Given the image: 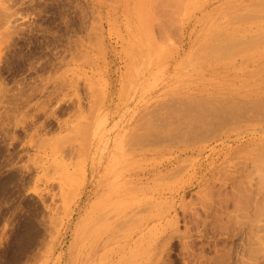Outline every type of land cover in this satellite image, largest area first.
Wrapping results in <instances>:
<instances>
[{"label":"rangeland","instance_id":"374dc122","mask_svg":"<svg viewBox=\"0 0 264 264\" xmlns=\"http://www.w3.org/2000/svg\"><path fill=\"white\" fill-rule=\"evenodd\" d=\"M261 111L264 0H0V264H264Z\"/></svg>","mask_w":264,"mask_h":264},{"label":"bare ground","instance_id":"6f19581e","mask_svg":"<svg viewBox=\"0 0 264 264\" xmlns=\"http://www.w3.org/2000/svg\"><path fill=\"white\" fill-rule=\"evenodd\" d=\"M108 86H109V85H108ZM212 97H213V96H212ZM198 98H199V97H198ZM202 98H204V97H202ZM209 98H210V97H209ZM190 99H191V98H190ZM194 99H195V98H194ZM205 99H207V97H205ZM242 99H243V98H242ZM253 99H256V98H253ZM188 100H189V99H188ZM210 100H211V99H210ZM213 100H214V99H213ZM244 100H246L245 102H247V99H244ZM257 100H258V99H257ZM261 100H262V98H261ZM190 101H191V103H190V104H187V105H190V107H193L194 104H192V100H190ZM199 101H200V100H199ZM224 101H225V100H224ZM233 101H234V100H233ZM238 101H239V100H238ZM240 101H241V100H240ZM253 101H254V100H253ZM169 102H171V101H169ZM180 102H181V101H180ZM180 102H177V103H180ZM186 102H187V101H186ZM186 102H184V103H186ZM210 102H211V101H210ZM222 102H223V101H222ZM234 102H235V101H234ZM245 102H244V103H245ZM261 102H263V100H262ZM184 103H183V104H184ZM211 103H212V102H211ZM223 103H224V102H223ZM231 103H232V102H231ZM183 104H182V102H181L180 105H183ZM191 104H192V106H191ZM212 104H213V103H212ZM214 104H217V103H214ZM224 104H226V103H224ZM233 104H234V103H233ZM241 104H242V102L240 103V105H241ZM165 105H166V104H165ZM167 105L169 106V104H167ZM167 105H166V106H167ZM185 105H186V104H185ZM220 105H221V104H218L217 107H219ZM228 105H229V104H228ZM234 105H235V104H234ZM77 106H78V108H80V100H79V99H78ZM170 106H171V105H170ZM199 106H200V105H199ZM199 106H198V107H199ZM202 106H203V105H202ZM231 106H232V105H231ZM254 106H255V105H254ZM254 106H251V108L253 107V108L251 109V111L254 109ZM204 107H205V105H204L202 108H204ZM207 107H208V105L205 107V110L202 109V108H200V107H199V109H202V110H204L205 112H208L209 110L212 111V112L209 111L210 113L208 112L209 115H208V114L205 115L206 118L208 117V119L204 120V119H203L204 116L198 118V115H197V119H196V118H195V119H196L197 121H200V122H205L206 125H202V126L205 127V128H206V126H207L208 124L210 125V127H212V126H217V127L214 128L215 130H214L213 132H215V133H216V132H220L219 129H221L222 127H225V125H226L225 123H226V121L228 120V119H227V118H228V117H227V114H230L228 110H230L231 108L229 109V107H228V109H227L228 113L225 114V112H227L226 109H225V111L222 113V111L219 109L220 107H219V108L215 107V108H217V109L214 108L216 111H213L214 109H210L209 107H208V109H209V110H208ZM222 107H223V106L221 105V109H222ZM226 107H227V104H226ZM238 107H239V106H238ZM247 107H248V106H247ZM171 108H172V107H171ZM196 108H197V107H196ZM235 108H236V107H235ZM249 108H250V107H249ZM249 108H248V109H249ZM197 109H198V108H197ZM240 109H241V108H240ZM248 109H246V110H248ZM217 110H218V111H217ZM244 110H245V109H244ZM249 110H250V109H249ZM257 110H259V109L257 108ZM257 110H256V111H257ZM200 111H201V110H200ZM204 111H201V113H203V115L205 114ZM231 111H234V110L232 109ZM241 111H242V110H241ZM241 111H240V112H241ZM256 111H254V112L257 113ZM198 112H199V111H198ZM234 112L240 113L238 109H236V111H234ZM243 112H244V111H243ZM247 112H248V111H247ZM254 112H252V113H254ZM199 113H200V112H199ZM241 113H242V112H241ZM241 113H240V114H241ZM245 113H246V112H245ZM259 113H260V112H259ZM261 113H262V111H261ZM220 114H221V115H220ZM222 114H225L226 117H225L224 115L222 116ZM232 114H233V113H232ZM235 114H236V113H234V115H235ZM243 114H244V113H243ZM243 114H242V115H243ZM262 114H264V113H262ZM190 115H191V114H190ZM192 115H193V114H192ZM200 115H201V114H200ZM236 115H237V114H236ZM255 115H258V114H255ZM255 115H253V116H254V119H255ZM219 116H220L221 118H220ZM230 116H231V115H229V117H230ZM237 116H239V115H237ZM246 116H247V114L245 115V117H246ZM248 116L251 117V115H248ZM191 117H192V116H191ZM195 117H196V116H195ZM240 117H241V116H240ZM184 118H185V117H184ZM211 118H213V119H211ZM214 118H215V119H214ZM236 118H237V117H236ZM238 118H239V117H238ZM238 118H237V119H238ZM241 118H242V117H241ZM241 118H240V119H241ZM258 118H259V117H258ZM261 118H262V117H261ZM192 119H193V118H192ZM198 119H199V120H198ZM229 119H230V118H229ZM243 119H244V118H243ZM246 119H248V118H246ZM256 120H257V119H256ZM178 121H179V120H178ZM183 121H184V122H182V123L185 124V120H184V119H183ZM188 121H189V120L187 119V122H188ZM192 121H193V120H192ZM194 121H195V120H194ZM194 121L192 122V124L190 123V128H192V127H193V128H196V127H194V126L196 125V124H195L196 122H194ZM229 121H230V124H233V123H236V124H237V122H235V121H233V123H232V119H230ZM229 121H227L228 124H229ZM237 121H238V120H237ZM247 121H248V120H247ZM179 122H180V121H179ZM211 122H212V123H211ZM238 122H239V121H238ZM253 122H254V121H253ZM188 123H189V122H188ZM193 123H194V124H193ZM197 123H198V122H197ZM186 124H187V123H186ZM198 124H200V123H198ZM202 124H204V123H202ZM224 124H225V125H224ZM248 124H249V123H248ZM192 125H194V126H192ZM200 125H201V124H200ZM200 125H199V127L201 128L202 126H200ZM211 125H212V126H211ZM222 125H223V126H222ZM191 126H192V127H191ZM218 126H219V127H218ZM227 126H228V125H226V127H227ZM197 127H198V126H197ZM199 127H198L197 129H195V130H197L196 132H195V131H194V132H190V137H191V138H190V139H191L190 142H194V141H196V140H199L200 138H201V139H202V138L204 139L205 137H206L205 140L210 139V137L207 138L206 135H210V136H212V134H213V136H215V137H216V136H219V133H216V134H215V133H213V132H209V133H210V134H209V133H207L208 130L206 131L205 129H204V130H205L206 132H205V131L202 132V131L200 130ZM210 127L208 126L207 128H210ZM193 128H192V129H193ZM259 128H260V127H259ZM262 128H263V127H262ZM198 129H199L200 131H199ZM202 129H203V128H202ZM210 129H211V128H210ZM223 129H224V128H223ZM223 129H221L222 133H223ZM235 129H236V128H235ZM181 130H182V129H181ZM193 130H194V129H193ZM218 130H219V131H218ZM226 130H227V129H226ZM224 131H225V130H224ZM226 132H227V131H226ZM206 133H207V134H206ZM224 133H225V132H224ZM176 134H178V133H176ZM217 134H218V135H217ZM220 134H221V133H220ZM263 134H264V133H263ZM223 135H224V134H223ZM185 136H186V135H185ZM179 138H180V137H179ZM194 138H195V139H194ZM192 139H193V140H192ZM262 142H263V141H262ZM251 144H252V142H251ZM246 150H247V149H246ZM199 152H200V151H199ZM259 156H260V154H259ZM261 156H264V155H261ZM251 160H252V159H251ZM261 162H262V161H261ZM262 164H263V163H262ZM242 169H243V168H242ZM260 169H261V168H260ZM255 173H256V171H255ZM252 174H253V173H252ZM241 176H243V175H241ZM243 179H244V177H243ZM250 179H251V177H250ZM242 181H243V180H242ZM261 181L264 183V175H261ZM261 181H259V182H261ZM243 182H244V181H243ZM243 182H242V183H243ZM251 182H252V181H251ZM257 182H258V181H257ZM239 183H240V182H239ZM239 183H238V184H239ZM244 183H245V182H244ZM254 183H255V182H254ZM260 184H261V183H260ZM247 185H248V184H246V186H247ZM249 185H250V183H249ZM241 186H242V184H241ZM241 186H240V188H241ZM242 187L244 188L245 186H242ZM248 187H249V186H248ZM261 187H262V192H263V191H264V190H263V186H261ZM240 188H239V189H240ZM241 189H242V188H241ZM247 189H248V188H247ZM252 189H253V188H252ZM252 189H251V190L248 189V190H249V191H248V197H247V198L245 197L246 199H245V198H240V197H239L240 195L238 196V195L236 194V196L239 197V198L237 199V202H236V203L234 202V203H235V204H234L235 209H239V208H240V209H243L244 212H245V211H247V213H248V211L250 212V215H249V213H248V214L245 213V216H246V214H247V216L249 215V218H251V210L253 211V209L248 210L249 207H252V206H250V204H252V202H253V205H254L255 208H258V207H257L258 204H260V203L263 204V202L260 201V200H261L260 198H261L262 196H261L260 198L258 197V200L260 199V200L258 201L257 198L255 199V198H253V197L251 196L252 193L249 194V192H253ZM260 189H261V188H260ZM243 190H244V189H242L241 191H243ZM255 190H256V189H255ZM238 191H239V190H238ZM241 191H240V192H241ZM244 191H245V190H244ZM256 191H257V190H256ZM254 193H255V192H254ZM258 193H261V192H259V189H258ZM226 194H227V193H226ZM232 194H233V193H232ZM238 194H239V193H238ZM245 194H246V193H245ZM245 194H241V195H244V196H245ZM234 195H235V194H234ZM249 195H250V196H249ZM253 195H254V194H253ZM255 196H256V195H255ZM231 197H232V196H231ZM256 197H257V196H256ZM263 197H264V194H263ZM224 198H225L226 200H228L230 197H228V199H227L226 197H224ZM224 198H222V199H224ZM226 200H225V201H226ZM238 200L241 201L242 203L239 202ZM225 201H224V203H225ZM262 201H263V199H262ZM257 202H258V203H257ZM259 202H260V203H259ZM224 203H223V205H224ZM226 204H227V203H225V207H224V208L228 207ZM256 204H257V206H255ZM262 204H261V205H262ZM245 206H246V209H244ZM262 207H264V204H263ZM235 209H234V210H235ZM262 210H263V209H262ZM262 210H261V213H262ZM254 211H256V210H254ZM254 211H253V212H254ZM259 211H260V208H259ZM253 212H252V213H253ZM256 212H258V210H257ZM256 212L253 213V216H254V217H255V215H256ZM263 212H264V211H263ZM239 214H241V212H240ZM243 214H244V213H242V215H243ZM254 214H255V215H254ZM258 215H259V214H258ZM258 215H257V216H258ZM260 215H262V214H260ZM260 215H259V217H260ZM239 216H240V215H239ZM239 216H237V217H239ZM245 218H247V217H245ZM255 218H256V217H255ZM235 219L237 220L236 216H235ZM245 220H246V219H245ZM124 221H125V220H124ZM248 221H250V220H248ZM256 221H257V220H256ZM126 222H127V221H126ZM236 222H237V221H236ZM242 222H243V221H242ZM244 223H245V222H244ZM248 223H250V222H248ZM246 224H247V223H246ZM122 225H123V224H122ZM250 225H252V224H250ZM117 226H118V224H117ZM245 226H246V225H245ZM248 226H249V225H248ZM118 227H119V226H118ZM252 227H253V226H252ZM250 229L253 230V228H251V227H250ZM242 231H244V229H243ZM246 231L248 232V230H246ZM239 232H240V230H239ZM239 232H237V234H238ZM245 233H246V232H245ZM245 233H244V234H245ZM184 234H185V233H184ZM191 234H192V232H191ZM248 235H249V233H248ZM112 236H113V235H112ZM242 236H243V235H242ZM242 236H241V235H240V236H235V238H234V240H233V242H234V248H233V249H234V250H235V248H237L238 246H242V244H244V243H243V240H244L243 237H244V236H243V237H242ZM113 237H114V236H113ZM249 237H250V236H248V239H251V238H249ZM246 238H247V237H246ZM246 241H247V240H246ZM248 241H251V240H248ZM248 241H247L246 243H248ZM244 242H245V241H244ZM250 243H251V242H250ZM252 244H253V243H252ZM248 245H249V243H248ZM254 245H255V244H254ZM254 245H253V246H254ZM253 246H251V247L253 248ZM246 247H248V246H246ZM249 247H250V246H249ZM254 247H255V246H254ZM252 248H251V250H252ZM240 249H241V248H240ZM240 249H239V250H240ZM242 249H244L243 246H242ZM242 249H241L240 251H242ZM246 249H247V248H246ZM248 249H249V248H248ZM234 250H233V251H234ZM236 252H237V249H236ZM248 252H249V251H248ZM235 254H236V253H235ZM239 254H240V253H239ZM225 255H226V254H225ZM236 255H237V254H236ZM249 255H251V254L248 253V256H249ZM252 255H253V253H252ZM254 255H255V254H254ZM234 257H235V256H234ZM237 257H238V256H236L234 259H233V257H227V258H228V261H227L226 264H241L242 261L240 262V261H239L240 259L238 260ZM133 258H134V257H133ZM133 258H132V259H133ZM221 258H223V257H221ZM221 258H218V259H221ZM225 258H226V257H225ZM227 258H226V259H227ZM10 259H11V258H10ZM229 259H230L231 261H230ZM235 259H237L240 263L237 262ZM251 259L254 260V257H251ZM244 260H245V259H244ZM213 261H214V260H213ZM245 261H246V260H245ZM245 261H243V262H245ZM247 261H249V262H248V264H249V263H250V260L248 259ZM210 262H211V261H210ZM210 262H209V263H210ZM251 263H252V262H251ZM210 264H211V263H210ZM242 264H244V263H242ZM245 264H247V263H245Z\"/></svg>","mask_w":264,"mask_h":264}]
</instances>
